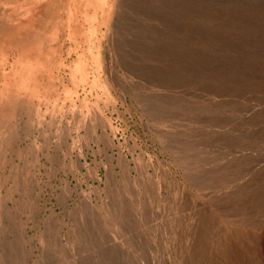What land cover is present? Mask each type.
Listing matches in <instances>:
<instances>
[{
	"label": "rangeland",
	"instance_id": "obj_1",
	"mask_svg": "<svg viewBox=\"0 0 264 264\" xmlns=\"http://www.w3.org/2000/svg\"><path fill=\"white\" fill-rule=\"evenodd\" d=\"M67 3L0 50V264H264V0Z\"/></svg>",
	"mask_w": 264,
	"mask_h": 264
},
{
	"label": "crops",
	"instance_id": "obj_2",
	"mask_svg": "<svg viewBox=\"0 0 264 264\" xmlns=\"http://www.w3.org/2000/svg\"><path fill=\"white\" fill-rule=\"evenodd\" d=\"M15 1V0H14ZM24 2V4L23 5H26L27 6V8H29V10H32L33 9V7H32V9L30 8L31 7V4H32V2H33V0H23ZM39 2V0H34V2L36 3V2ZM37 2V3H38ZM64 3V5H63V3ZM52 3H54V4H52ZM62 3V4H61ZM57 4H58V6H57ZM59 5H61V7H64V6H67V8H69L68 7V3H67V0H48L46 3H44L43 5H41V7L42 8H45V10L47 11V12H49V11H51L52 13H50V18H48V20H51V22H50V26L52 27H54L55 29H58V21H56V18H52V16H56V13L57 12H55V9H57L58 7H60ZM36 6V5H35ZM34 6V7H35ZM39 6V5H38ZM0 12H2V10H0ZM1 14V13H0ZM20 15V12L18 13V16ZM47 16V17H48ZM14 18H16L14 15H12V18H11V21L10 22H6L4 19L2 20V22H0V28H4L5 30V32H6V35H7V37H6V42H3V41H1V38H0V50H4V49H17V50H23V49H27V50H29V52H34L36 55H42V54H46V52H47V55L49 56V54L51 53V51L49 52V49H52L53 48V46L52 47H48L47 48V46L46 47H44L41 51L39 50V49H37L34 45H31V44H29V43H27V44H20V41L23 43V41H25V39L29 36V29L28 28H23V27H21V26H19V24H16L14 21ZM30 19V18H29ZM18 20V19H17ZM47 20V21H48ZM46 21V22H47ZM68 21V20H67ZM45 22V23H46ZM47 23H49V21L47 22ZM46 23V24H47ZM15 24V25H14ZM45 24V25H46ZM67 25H68V22L66 23ZM8 26H10V28L11 27H13V32H9L8 33V30H9V28H8ZM58 30H60V29H58ZM58 30H55V31H57L56 32V34H58L59 33V31ZM1 33V32H0ZM56 34L54 35V37L52 38L53 39V41H55L56 40ZM5 35V36H6ZM41 35L44 37L45 35H47V33L46 32H44L43 31V33H41ZM27 36V37H26ZM0 37H1V35H0ZM47 37V36H46ZM51 42V43H54V42ZM29 45H31V46H29ZM52 45V44H51ZM45 49H47V50H45ZM35 58V57H34ZM35 60H37L36 58H35ZM37 61H39V60H37ZM1 64H2V61H0V71H1ZM1 73V72H0ZM2 77L3 76H1V74H0V79H2ZM5 90L6 89H4V90H0V99H1V97L4 95V92H5Z\"/></svg>",
	"mask_w": 264,
	"mask_h": 264
},
{
	"label": "bare ground",
	"instance_id": "obj_3",
	"mask_svg": "<svg viewBox=\"0 0 264 264\" xmlns=\"http://www.w3.org/2000/svg\"><path fill=\"white\" fill-rule=\"evenodd\" d=\"M63 5H64V3H63ZM31 12H32V10H29V8H27V6H26L25 10L20 12V15L23 18H20V19L14 21L16 24H19V26L23 27L24 29L25 28L29 29V36L28 37L26 36L27 38L25 39V41H23V43L20 41V44L23 45V44L29 43L31 45H34L40 51L44 47H46L47 45H48L47 48L49 46L52 47L53 46V43H51L53 41L52 38L54 37V35L57 32L55 30H58V29H55L53 26L52 27L50 26L51 20H48V18H50L49 16H50V13H52V12L51 11L47 12L45 10V8H42L41 6H38L37 9L34 11V13H31ZM47 20L49 21V23H47L48 22ZM8 28H9L8 33L13 32V27L10 28V26H8ZM4 30L5 29L3 27L0 28V32H1L0 38H1V41L6 42L7 35H6V32ZM43 31L47 33V35H45L44 37L41 35V33H43ZM58 31H60V30H58ZM31 45H29V46H31ZM45 50H47V49H45ZM50 51H52V49H49V52ZM46 54H47V52H46ZM0 103H1V101H0Z\"/></svg>",
	"mask_w": 264,
	"mask_h": 264
}]
</instances>
